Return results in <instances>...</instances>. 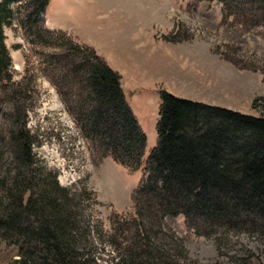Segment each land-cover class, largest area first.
<instances>
[{"label": "rangeland", "instance_id": "rangeland-1", "mask_svg": "<svg viewBox=\"0 0 264 264\" xmlns=\"http://www.w3.org/2000/svg\"><path fill=\"white\" fill-rule=\"evenodd\" d=\"M14 1L12 25L4 30L11 79L0 78V199L8 196L18 172L28 174L9 143L16 122L13 109L18 107V125L26 122L39 141L33 146L35 168L55 171L63 187L86 192L78 203L81 225L89 231L85 246L101 264L116 263L117 252L105 236L112 231L114 216L134 215L135 191L158 144L162 91L264 116V4L233 0L225 13L218 1L51 0L29 18L38 2ZM76 44L91 47L124 79L127 102L146 137L140 163L135 161L138 143L125 135L124 124L116 119L109 124L115 114L106 105H95L85 80L95 61ZM18 83L23 85L20 100L14 91ZM95 110L106 113L107 120L97 121ZM231 130L237 134L236 127ZM116 140L123 144L119 149L112 147ZM115 156L134 167L118 163ZM195 215L196 225H189L183 214L167 216L157 231L155 242L177 262L189 258L197 264H238L235 259L243 256L250 264H264V239L250 224L257 221L255 216L232 209L212 210L206 219ZM173 240L182 242L183 252ZM12 245L0 239V264L17 258Z\"/></svg>", "mask_w": 264, "mask_h": 264}, {"label": "trees", "instance_id": "trees-1", "mask_svg": "<svg viewBox=\"0 0 264 264\" xmlns=\"http://www.w3.org/2000/svg\"><path fill=\"white\" fill-rule=\"evenodd\" d=\"M50 1L36 0L38 9L29 18L44 11ZM194 1L221 2L227 13L233 0ZM255 1L264 4V0ZM14 2L0 0V78L7 81L11 79L7 71L12 69V60L4 30L12 25ZM260 9L264 11V6ZM74 46L86 50L95 61L85 78L95 105H106L115 114L107 120L106 113L95 110L97 121L111 124L116 119L120 125L123 123L128 130L125 135L130 134L138 143L135 161L140 163L146 137L127 102L121 75L91 47ZM260 72L264 77V67ZM22 86L18 83L14 90L19 100L24 98ZM18 113L19 108L14 107L12 116L16 122L9 143L16 162L27 168L28 174L18 172L6 200L0 199V239L12 242L17 254L8 264H101L100 258L85 246L89 231L83 230L85 224L79 219L78 203L86 192L63 187L55 171L43 166L35 168L33 146L39 141L26 128V122L18 125ZM213 118L223 124L213 125ZM235 127L237 134L231 130ZM157 132L158 144L150 155L146 177L135 191L134 215L114 216L112 231L105 236L117 252V262L112 264H197L189 258L177 262L161 243L155 242L167 216L183 214L189 225H196L197 213L206 219L212 210L241 211L255 216L257 221L250 223L251 229L264 239V116L180 99L162 91ZM97 133L100 138L106 137L104 132ZM113 145L119 149L123 144L116 140ZM115 158L125 167L134 165ZM97 236L102 243L103 235ZM171 242L183 248L181 241ZM235 260L250 264L249 258L243 256Z\"/></svg>", "mask_w": 264, "mask_h": 264}, {"label": "crops", "instance_id": "crops-1", "mask_svg": "<svg viewBox=\"0 0 264 264\" xmlns=\"http://www.w3.org/2000/svg\"><path fill=\"white\" fill-rule=\"evenodd\" d=\"M122 87H123V90H124V92H125V95H127V94H126L125 82H124V79H123V78H122Z\"/></svg>", "mask_w": 264, "mask_h": 264}]
</instances>
